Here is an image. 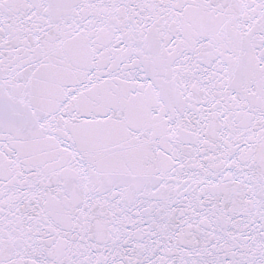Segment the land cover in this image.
Wrapping results in <instances>:
<instances>
[{
  "label": "snow or ice",
  "instance_id": "1",
  "mask_svg": "<svg viewBox=\"0 0 264 264\" xmlns=\"http://www.w3.org/2000/svg\"><path fill=\"white\" fill-rule=\"evenodd\" d=\"M0 264H264V0H0Z\"/></svg>",
  "mask_w": 264,
  "mask_h": 264
}]
</instances>
